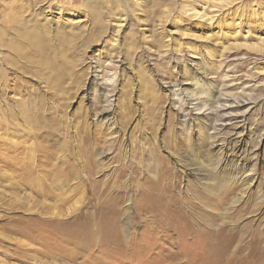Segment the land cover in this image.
<instances>
[{
  "label": "rangeland",
  "instance_id": "rangeland-1",
  "mask_svg": "<svg viewBox=\"0 0 264 264\" xmlns=\"http://www.w3.org/2000/svg\"><path fill=\"white\" fill-rule=\"evenodd\" d=\"M0 57V264H264V0H0Z\"/></svg>",
  "mask_w": 264,
  "mask_h": 264
},
{
  "label": "bare ground",
  "instance_id": "bare-ground-1",
  "mask_svg": "<svg viewBox=\"0 0 264 264\" xmlns=\"http://www.w3.org/2000/svg\"><path fill=\"white\" fill-rule=\"evenodd\" d=\"M13 67H14V65L9 63L8 57H4V58L0 57V107L10 108L9 105L7 104V102H5V100L3 99V97L6 94L7 89L9 88V84H8L9 82L7 80V75L8 74H15ZM19 108L20 107H18V109ZM31 134L32 133H30V136H31ZM30 136H29V138H30ZM35 187H37V186H35Z\"/></svg>",
  "mask_w": 264,
  "mask_h": 264
}]
</instances>
